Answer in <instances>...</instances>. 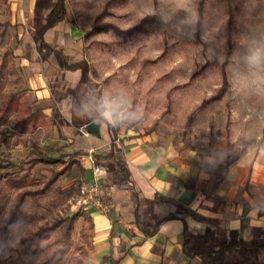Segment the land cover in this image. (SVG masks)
I'll return each instance as SVG.
<instances>
[{"label":"rangeland","instance_id":"obj_1","mask_svg":"<svg viewBox=\"0 0 264 264\" xmlns=\"http://www.w3.org/2000/svg\"><path fill=\"white\" fill-rule=\"evenodd\" d=\"M200 1L65 0L73 23L83 31L88 79L99 99L125 92L130 107L141 109L143 117L120 125L153 135L158 145L191 152L205 173L207 190L219 192L235 180L228 176L233 163L252 166L259 159L264 166V70L250 69L244 61L251 48L264 45V0H202L199 19ZM10 2L0 0V106L10 96L19 106L0 121V243L2 220L15 194L43 185L69 159L57 153L62 161L25 163L35 156V146H50L49 155L56 143L49 124L32 128L22 123L30 104L13 54L20 39ZM222 70L227 83L213 97L223 84ZM82 183L69 169L45 193L26 197L9 230L13 250L3 264H75L79 258L91 264L88 253L77 248L81 218L61 259L55 252L58 229L35 251H20V238L29 230L80 209L73 201Z\"/></svg>","mask_w":264,"mask_h":264},{"label":"crops","instance_id":"obj_2","mask_svg":"<svg viewBox=\"0 0 264 264\" xmlns=\"http://www.w3.org/2000/svg\"><path fill=\"white\" fill-rule=\"evenodd\" d=\"M9 1L20 39L13 54L23 71L24 95L30 104L26 111L40 109L45 120L40 125L52 128L56 148L49 155L65 153L76 159L70 171L83 183L114 186L107 210L85 209L90 216L86 223L90 263L108 256L104 264H264V247L222 248L239 240L264 241L261 161L240 167L238 161L233 163L228 176L235 180L230 187L210 192L191 152L158 145L153 135L136 134L125 125L113 132L101 121L99 135L88 132V122L80 124L99 115L98 89L90 79L80 82L81 69L69 66L86 59L82 29L67 9L65 18L45 31L46 43L42 42L40 26L56 0ZM111 150L113 157H104ZM115 159L126 166L129 178L115 167ZM94 165L104 170L97 172ZM139 223H158V229L146 236ZM195 249L213 250L185 251Z\"/></svg>","mask_w":264,"mask_h":264},{"label":"trees","instance_id":"obj_3","mask_svg":"<svg viewBox=\"0 0 264 264\" xmlns=\"http://www.w3.org/2000/svg\"><path fill=\"white\" fill-rule=\"evenodd\" d=\"M202 13V0L199 3V9H198V17L201 18ZM67 14V7L65 0H56L53 7L48 11V13L45 15L44 22L40 26V39L43 42V35L45 31L49 28L57 24L59 21L63 20ZM231 22L229 18V23ZM5 24H8L5 22ZM45 42V41H44ZM46 43V42H45ZM70 67H79L81 69V78L80 82H86L88 80V64L86 59H82L78 62L72 63L69 65ZM226 74L225 71L222 70V82L223 84L219 88V93H216L213 97H217L220 95L221 91L225 88V85L227 83L226 81ZM204 102H202L203 104ZM201 104V105H202ZM200 105V106H201ZM18 108V99L14 96H10L6 104L3 106H0V121L2 118L8 114L12 110H17ZM97 118L103 121L99 115H96L94 117L88 118L85 121H83L80 125L83 123H87L91 121L92 119ZM44 113L37 109L35 111L29 112L26 116L22 118V123L24 125H30V127L35 128L38 124L44 123ZM105 122V121H103ZM107 124V127L113 132H116L115 128L113 129V125ZM51 150V147L48 146L46 148L41 149L38 146H35V156L27 159L25 163H28L29 166H33L37 162H57L62 161L60 156L57 157H50L47 152ZM104 157H113L112 150L106 154ZM97 159L101 158L100 155L96 156ZM76 162V159L69 158L66 162V164L62 165L59 169L55 170L49 178H47L43 185L36 187V188H23L19 190L14 197L13 202L11 203L8 215L2 220L1 224V243H0V264H3L6 258L9 256L10 251L13 250V247L8 243V237H9V230L11 226L16 221L17 213L20 210L21 205L26 200V197L31 196L35 197L36 195L45 193L52 185V183L65 171H68L73 163ZM14 164V163H13ZM115 167L118 169V171L123 175L125 178H129V173L126 168V166L118 161L114 160ZM18 165V164H14ZM20 165V164H19ZM23 166V165H22ZM4 167L3 164L0 163V178L4 174H2L4 170H2ZM23 177V176H22ZM20 179V178H15ZM15 180V182H17ZM82 217L83 218V224L79 230L80 235V241L81 243L77 245V248L79 251H81L83 254L87 255V252L85 250V245H89V238L88 234L86 233V223L90 221L89 214L85 211V209H77L71 213L67 214H56L54 217L51 218L49 221H45L44 223L38 224L33 229L29 230L24 236L20 238L21 242V252H31L35 251L36 247L39 245L40 241L47 237V235L56 229L59 230V235L57 238V243L59 244L58 248L55 249V252L58 253L57 259H61L63 254L71 247L73 240H72V233L75 230V222L76 220ZM141 231L146 236H150L154 234L158 229V223H139ZM186 229V228H185ZM246 245V246H256V247H264V241L257 240V239H249V240H239L235 241L230 245H223L222 248L226 247H232L235 245ZM213 249H208L205 251H199V250H185L189 254H199V253H207L211 254ZM108 256H104L101 261H99L96 264H104V262L107 260ZM75 264H84L82 259L79 258L74 261ZM40 264H47L46 262H41ZM113 264H117L113 262Z\"/></svg>","mask_w":264,"mask_h":264},{"label":"clouds","instance_id":"obj_4","mask_svg":"<svg viewBox=\"0 0 264 264\" xmlns=\"http://www.w3.org/2000/svg\"><path fill=\"white\" fill-rule=\"evenodd\" d=\"M244 61L250 69L264 70V45L251 48ZM97 111L103 121L113 126L135 123L143 117L141 109L130 107L129 98L123 91L114 97L103 96L97 104Z\"/></svg>","mask_w":264,"mask_h":264},{"label":"built area","instance_id":"obj_5","mask_svg":"<svg viewBox=\"0 0 264 264\" xmlns=\"http://www.w3.org/2000/svg\"><path fill=\"white\" fill-rule=\"evenodd\" d=\"M97 172L103 171L100 165H94ZM114 186L109 182H86L83 183L74 197V205L80 209L96 208L105 211L109 207V197Z\"/></svg>","mask_w":264,"mask_h":264},{"label":"water","instance_id":"obj_6","mask_svg":"<svg viewBox=\"0 0 264 264\" xmlns=\"http://www.w3.org/2000/svg\"><path fill=\"white\" fill-rule=\"evenodd\" d=\"M100 123H101L100 119H93L85 125V129L90 133H93L95 135H99L100 134L99 133Z\"/></svg>","mask_w":264,"mask_h":264}]
</instances>
